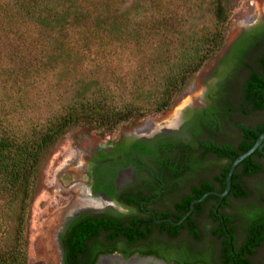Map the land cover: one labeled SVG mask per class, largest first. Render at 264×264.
<instances>
[{"label": "trees", "instance_id": "1", "mask_svg": "<svg viewBox=\"0 0 264 264\" xmlns=\"http://www.w3.org/2000/svg\"><path fill=\"white\" fill-rule=\"evenodd\" d=\"M229 1L0 0V196L4 208L18 207L13 244L0 248V264H28L30 207L43 187L41 165L66 129L81 125L86 132H111L171 109L225 45L233 16ZM199 16L202 22L196 23ZM27 25L40 32L38 50L25 42ZM117 49L137 57L134 75L121 76L108 64ZM244 98L255 109H264L262 77H251ZM239 128L243 139L235 147L205 145L206 152L229 158L226 174L264 131V119ZM258 159L264 155L257 150L237 168L243 167L247 176L263 172ZM237 176L235 171V195L249 196ZM225 221L240 223L246 233L239 251L227 249V263L250 264L243 256L252 254L263 238V210L237 208ZM235 229L226 231L227 239ZM98 231L76 228L67 253L83 252L85 239ZM190 232L194 240L202 239L197 227ZM177 233L173 228L170 236ZM232 253L241 256L234 260Z\"/></svg>", "mask_w": 264, "mask_h": 264}, {"label": "flooded vegetation", "instance_id": "2", "mask_svg": "<svg viewBox=\"0 0 264 264\" xmlns=\"http://www.w3.org/2000/svg\"><path fill=\"white\" fill-rule=\"evenodd\" d=\"M243 22L246 26L237 29L227 52L201 82L197 97L177 109L170 121L163 122L168 115L155 121V126H134L114 137V131L86 132L97 138L84 144L81 162L59 176L62 187L80 184L87 202L69 218L61 234L64 264H233L227 263L226 251H239L246 233L240 223L230 224L225 217L231 215L237 201L249 200L251 193L238 197L231 183L227 195H208L180 224L168 219L177 222L190 203L204 193L224 191L229 158L206 152L205 145L235 147L243 139L239 124L256 125L236 121L235 143L215 137L219 127L217 119L212 118L214 103L229 62L234 75H239L238 99L227 105L229 116L264 114V109H255L244 98V86L254 74L264 79V10ZM176 103L168 111L174 112ZM105 134L109 136L100 137ZM258 161L264 167V159ZM235 171L237 180L248 190L247 180L264 172L247 176L243 167ZM257 196L264 202V194ZM83 225L99 231L85 239L83 252L73 256L72 249L67 253L66 244L72 245L74 230ZM193 226L201 232L200 241L191 236ZM232 226L236 229L232 234L228 232L231 237L227 239L226 231ZM173 228L178 233L172 237ZM114 231L119 234L110 237ZM262 248L264 233L260 243L253 246V253L243 257L250 264H264V254H259ZM229 256L235 260L241 255Z\"/></svg>", "mask_w": 264, "mask_h": 264}, {"label": "rangeland", "instance_id": "3", "mask_svg": "<svg viewBox=\"0 0 264 264\" xmlns=\"http://www.w3.org/2000/svg\"><path fill=\"white\" fill-rule=\"evenodd\" d=\"M228 5L232 10L233 16L226 39L227 41L236 34L237 29L244 25L246 26V22H243L244 19H248L252 14H257L260 9L264 10V0H230ZM194 21L201 23L202 17L199 16ZM25 28L22 31L27 36L25 42L32 47L33 43L34 47L38 50L39 46H41L39 30L31 25H27ZM28 51L30 52V50ZM91 56H94V54ZM253 56L254 54L250 55L251 61ZM219 59H217L215 65H217ZM211 60L203 67L202 72L197 74L190 86L179 95L177 98L178 101H176L177 103L174 106V109H176L174 112H172V109L163 115H149L142 120L140 125L149 123L148 126H155L159 119L162 117L165 119L168 115L170 116L163 122L170 121V118L176 115L177 109L189 101L194 100L197 97L201 82L206 77V72L212 67L213 60ZM107 61L108 64L114 65L119 75L125 77L134 75L139 63L137 57L131 51L118 49L115 55L107 58ZM229 65V70L227 69L225 71L218 89L219 96L214 103L215 117L212 118L218 121L219 129L215 136L216 139L235 143L238 140V130L235 126L236 121H243L246 124L254 125L264 119V114L252 113L247 117H240L238 115L229 116V118L225 117L224 109L227 108L229 103L233 104L237 101L239 93V75H234L231 62H229ZM129 128L131 127L126 125L122 129L114 131V135L112 136L114 137L121 130H127ZM83 129L81 125L71 126L66 129L62 142L57 145L51 155L41 165L43 187L35 194L30 207L29 244L27 250L28 264H64L60 240L61 234L69 218L74 215L77 209L84 208L87 202L83 199L86 195L83 194L84 188L80 184L62 187L59 176L62 171H66L69 168L74 169L81 162V152L85 150L84 144H89L91 140L97 138L93 134L86 135V131ZM107 136L109 135L105 134L100 137L106 138ZM206 137H208V134L204 136V139ZM261 174L263 176L255 175L247 180L251 198L246 201H237L232 213H235L237 208L241 209L246 207L260 208L264 211V202L257 196L259 193L264 194V172ZM2 203L0 196V248H9L13 244L17 229L16 218L18 215V207L16 204L6 209ZM259 254H264V248L260 250Z\"/></svg>", "mask_w": 264, "mask_h": 264}, {"label": "water", "instance_id": "4", "mask_svg": "<svg viewBox=\"0 0 264 264\" xmlns=\"http://www.w3.org/2000/svg\"><path fill=\"white\" fill-rule=\"evenodd\" d=\"M235 35L229 40L225 42V45L222 47L221 51L219 52V54L213 58L212 64L211 66L214 67V65L216 64V61L218 58H221L228 50L230 44L232 43V41L234 40ZM212 67H210L208 69V71L206 72V75L209 74L212 71ZM202 72V71H201ZM200 72V73H201ZM264 131L257 137L256 141L254 142V144L244 153H242L241 155H238L230 164L228 172H227V176H226V185H225V189L223 192H216V191H210V192H206L204 193L201 197L194 199L190 205H189V209L188 211L177 221V222H173L172 220L168 219V221L172 224H180L181 222H183L187 217L190 216V214L193 212L195 204L202 202L208 195H216L219 197H223L225 195L228 194L230 188H231V183H232V177L233 174L237 168V166L247 157H249L251 154H253L255 151H259L260 153L264 154Z\"/></svg>", "mask_w": 264, "mask_h": 264}]
</instances>
